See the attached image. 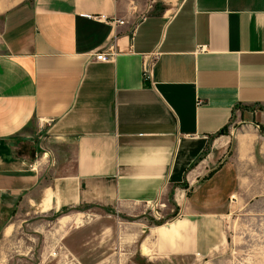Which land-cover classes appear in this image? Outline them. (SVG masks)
<instances>
[{
  "label": "crops",
  "instance_id": "obj_1",
  "mask_svg": "<svg viewBox=\"0 0 264 264\" xmlns=\"http://www.w3.org/2000/svg\"><path fill=\"white\" fill-rule=\"evenodd\" d=\"M261 164L264 0H0V225L171 193L154 250H219Z\"/></svg>",
  "mask_w": 264,
  "mask_h": 264
},
{
  "label": "rangeland",
  "instance_id": "obj_2",
  "mask_svg": "<svg viewBox=\"0 0 264 264\" xmlns=\"http://www.w3.org/2000/svg\"><path fill=\"white\" fill-rule=\"evenodd\" d=\"M251 195L225 224L219 250H154L156 227L169 228L179 213L170 193L132 212L77 210L1 224L0 264H264V190Z\"/></svg>",
  "mask_w": 264,
  "mask_h": 264
},
{
  "label": "built area",
  "instance_id": "obj_3",
  "mask_svg": "<svg viewBox=\"0 0 264 264\" xmlns=\"http://www.w3.org/2000/svg\"><path fill=\"white\" fill-rule=\"evenodd\" d=\"M100 19H107L104 16H101ZM118 24H124L122 21H115ZM95 59L100 62H108L113 59V55L107 53V52H101L99 54L95 55ZM151 70H152V64L150 62H146L144 64V76L146 79H150L151 77Z\"/></svg>",
  "mask_w": 264,
  "mask_h": 264
},
{
  "label": "trees",
  "instance_id": "obj_4",
  "mask_svg": "<svg viewBox=\"0 0 264 264\" xmlns=\"http://www.w3.org/2000/svg\"><path fill=\"white\" fill-rule=\"evenodd\" d=\"M227 130V128H225L223 131H222V133L224 132V131H226Z\"/></svg>",
  "mask_w": 264,
  "mask_h": 264
}]
</instances>
